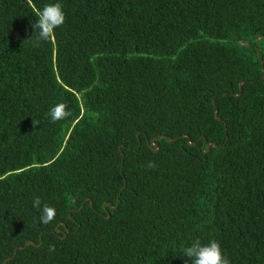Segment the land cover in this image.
<instances>
[{
    "label": "trees",
    "instance_id": "trees-1",
    "mask_svg": "<svg viewBox=\"0 0 264 264\" xmlns=\"http://www.w3.org/2000/svg\"><path fill=\"white\" fill-rule=\"evenodd\" d=\"M50 2L0 0V264H264V0H60L36 47Z\"/></svg>",
    "mask_w": 264,
    "mask_h": 264
},
{
    "label": "clouds",
    "instance_id": "clouds-1",
    "mask_svg": "<svg viewBox=\"0 0 264 264\" xmlns=\"http://www.w3.org/2000/svg\"><path fill=\"white\" fill-rule=\"evenodd\" d=\"M65 19V12L60 0H52L40 9L34 25L38 30L34 46L38 47L41 42L50 41L55 35V30L65 23ZM70 115L71 112L63 102L53 105L49 110V117L52 122L62 121ZM148 167H154V164L150 162ZM33 207L40 209V223L49 224L55 219V209L47 205L41 207L39 197L33 199ZM183 254L190 259L192 264H230L228 258L222 253L219 243L214 240L207 244H202L196 240L184 248Z\"/></svg>",
    "mask_w": 264,
    "mask_h": 264
},
{
    "label": "water",
    "instance_id": "water-1",
    "mask_svg": "<svg viewBox=\"0 0 264 264\" xmlns=\"http://www.w3.org/2000/svg\"><path fill=\"white\" fill-rule=\"evenodd\" d=\"M215 115H217V111H215ZM156 139H157V137H156ZM207 149H208V145H207Z\"/></svg>",
    "mask_w": 264,
    "mask_h": 264
}]
</instances>
